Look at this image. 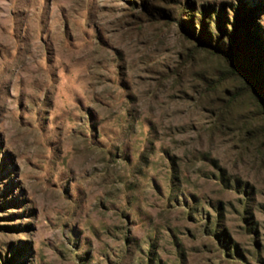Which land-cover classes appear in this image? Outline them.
<instances>
[{
  "label": "rangeland",
  "instance_id": "1",
  "mask_svg": "<svg viewBox=\"0 0 264 264\" xmlns=\"http://www.w3.org/2000/svg\"><path fill=\"white\" fill-rule=\"evenodd\" d=\"M180 1L0 0V261L264 264V121Z\"/></svg>",
  "mask_w": 264,
  "mask_h": 264
},
{
  "label": "trees",
  "instance_id": "2",
  "mask_svg": "<svg viewBox=\"0 0 264 264\" xmlns=\"http://www.w3.org/2000/svg\"><path fill=\"white\" fill-rule=\"evenodd\" d=\"M232 1L228 7L221 5L214 8L198 4L196 0H181L174 21L183 37L193 43L195 50L215 57L223 66L222 73L216 77L218 81L207 83V88L214 90L225 79L240 81L239 91L252 99L264 121L262 33L256 24L254 9L248 8V2L239 0L237 5ZM0 264L9 263L1 259Z\"/></svg>",
  "mask_w": 264,
  "mask_h": 264
}]
</instances>
